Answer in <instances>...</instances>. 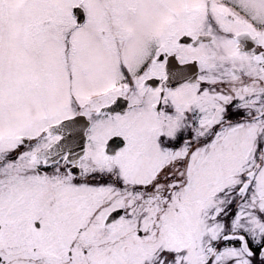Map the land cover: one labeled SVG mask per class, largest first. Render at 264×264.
Segmentation results:
<instances>
[{
    "label": "snow or ice",
    "instance_id": "snow-or-ice-1",
    "mask_svg": "<svg viewBox=\"0 0 264 264\" xmlns=\"http://www.w3.org/2000/svg\"><path fill=\"white\" fill-rule=\"evenodd\" d=\"M0 264H264V0H0Z\"/></svg>",
    "mask_w": 264,
    "mask_h": 264
}]
</instances>
